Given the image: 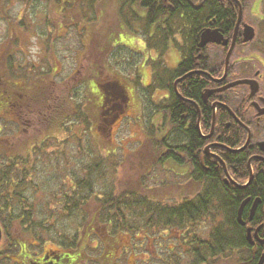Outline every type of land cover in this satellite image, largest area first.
Listing matches in <instances>:
<instances>
[{
    "label": "trees",
    "instance_id": "trees-1",
    "mask_svg": "<svg viewBox=\"0 0 264 264\" xmlns=\"http://www.w3.org/2000/svg\"><path fill=\"white\" fill-rule=\"evenodd\" d=\"M24 1L28 3L30 0ZM63 1H60L63 3L60 4L66 6V3L69 2L72 4L76 3L75 5H77L79 3L78 1L81 0ZM106 1L112 6L113 0H84L83 2H86L87 10H91L92 12V9L96 8L95 12H97L99 2L100 5L104 4L105 7ZM190 1L195 2L198 0H118L117 2L120 25L125 29V27L130 28L134 22H138L139 31L142 29L144 33V44L146 47L149 49L153 47L154 49L164 51L167 47L168 39H171L174 45L181 50L182 62L177 69L164 75H167L166 78L169 79L170 82L177 75H181L190 69V67H188L189 65L191 67L195 65L191 53L193 48L195 50L194 43L197 41L193 43V38L197 39L199 37L198 34L204 26H216L220 29V32L225 34L231 31V25L234 24L236 19L235 13L226 11L216 12V0L208 1V3L198 11L189 9L188 3ZM83 2H81V4ZM6 3H8V0H0L1 10L6 11ZM81 4H79V6H82ZM132 6L136 8L132 10ZM172 6H174V8H172ZM140 11H142V13H139ZM176 19H182L183 21V23H180L181 30H179L185 41L182 46H179L176 38L173 37L174 30L171 28V23L175 22ZM118 24L119 23L115 20L114 27ZM60 25L64 26L61 19ZM17 27L23 30L21 28L27 26L24 20L19 18ZM12 30L16 29L12 28ZM58 30L59 29H57V32ZM14 39L18 40L16 34ZM113 40L114 36H111L107 40L103 39V44L101 46L105 48V56L109 55L111 48L117 43L115 41L113 42ZM189 41L193 43L192 49H188L189 46L185 44ZM205 49L206 48L197 50V52L204 51ZM5 51L6 53L0 66V110L3 109L4 112L5 110L7 111L10 102L9 95L11 94V86L16 92L14 102L17 101V104L14 110L19 112L20 115L29 112L30 115L34 114V118H38L37 113L41 111L43 105L48 107L52 105L53 102L57 101L59 103L62 102L64 106L67 103H73L76 107L77 114H73V116L70 117L69 114L67 112L65 113V110L62 109L59 120L55 117L48 122L53 126V129H51L53 131H59L60 129L69 131L70 127L75 126L76 133L71 132L69 134H79L81 136L82 132L80 131V126H83V129L85 128L87 130L90 126V122L84 117V114H82L83 109L86 107L85 103H80L77 101L78 99L73 97L77 96L74 88L69 89L71 93L69 97L66 95L59 100H52V95L55 90L57 91L54 86L56 82L52 78L54 76L50 77L53 73L52 68L46 69L41 66V69L34 68L28 71L26 69L27 67L22 66L12 55V51H9V53L6 49ZM211 61L213 66L204 61L202 69L216 67L218 62L221 63L220 66H222L223 59L220 60L219 57L217 58L214 56ZM158 66L159 63L157 66H154V68ZM110 78L111 79L104 77L103 81L111 88L110 93L112 94L115 92L116 81L122 80L114 76ZM98 79V76L95 77V80ZM190 81L191 84L193 83L192 86L194 87L184 92L188 93H186L187 98L199 100V88L202 86V83L199 82L198 78L190 79ZM201 81L208 83L207 78ZM168 88L171 92L170 85ZM184 108L185 106L175 114H172L169 107H167L165 103H161L157 107L154 106L153 110L147 114L148 120L144 125V133L147 135L146 143L143 144L144 146L142 145L143 148L142 146L140 147L139 152L135 155L136 157L141 155L139 163L143 166L144 172L149 173L147 165L150 163L151 165L157 164L164 166L171 159L176 164L182 165V155H192L193 142L191 140L196 136V132L193 128L194 122H189L190 125L189 128L187 127V138L190 141L187 144L186 140H183L182 132H186L185 126L187 125L186 122L183 123L184 118L181 116ZM188 110L194 113L192 105H190ZM155 113H160L161 118H156L154 116ZM207 117L209 121V114ZM72 118L77 119V124L72 122ZM192 118L193 117L190 118V121ZM80 119L82 121H80ZM208 121L205 123L206 127L209 125ZM84 138L83 141L86 142L85 152L91 151L92 146L94 147L95 144L102 146L98 142L100 138L96 136H94L93 139H89L86 132ZM79 139H81V137L77 136L75 139H71V141L63 139L60 140V142L63 143L66 141L69 144H75V141ZM56 140L58 141V138H56ZM92 141H95V144H93ZM95 148L97 150L101 149L96 146ZM10 149L11 148L7 149L6 145L0 142V227L5 237L2 246L12 247L13 245L14 249L12 252H14V254L18 252V249H25V254L29 252V255L33 256L36 254L33 253L32 246L28 244V240L35 239L40 242L45 241L46 239H43V234L49 232L50 227L45 224L46 219H38L35 217L32 211V204L23 201L24 196L20 190L24 182L29 179L32 169L29 166L31 157L27 153H17L9 156ZM171 149H173L175 153H179L180 156L171 152ZM140 150L143 152V155ZM35 151L37 155V153L42 151V147L33 144L31 152L34 153ZM102 155L103 156L100 155V157L97 158L98 161L92 160V162L84 166L83 175L80 177L73 176L74 181L71 179L72 177H70L71 184H69L70 187L67 188L69 192L62 191L59 198V202L62 204L60 205V210L65 212L67 217L77 211L81 213V219L79 220L81 229H76L72 235H60L55 243L58 245L57 248L63 251H70L78 264H87L86 262L89 261V258L87 259L83 252H88L90 250L99 251L97 257H95V260L99 261V264H111L114 262L117 255L116 247L113 241H111L112 236L118 234L121 230L138 229L137 226H134L135 222L133 219L131 220L127 215V212L138 206L147 208L146 212L149 214L143 226L147 228L160 227L166 229L172 227L175 229L174 231H178V234H180L179 236L177 235L178 244H183L184 238L180 230L187 231L184 234L186 238L188 232H190L189 226L203 216L207 218V213L210 209H219L222 218L211 226L206 239L200 236H190L189 240L193 242V248L188 250L190 258H192L189 264L215 262L221 258L230 257V255H233V253L238 250L246 251V255L236 259L237 264L257 263L264 251V247L261 250L259 248L253 249L246 239L243 227L235 220V208L239 202L238 199H241L243 196L232 195L231 190L233 189L226 186L223 182V172H221L220 178L217 177L216 174H205V177L201 176L198 178V180L201 181L199 186H201L200 190L202 194H200L199 199L197 201L195 200V202L186 201V197H178L171 202L160 198L151 199L153 196H149V200H146V197L137 196L136 191L138 193V189L135 187V185H138L137 182H135L132 187L127 186L125 188H120L117 182L114 181V185L112 186L111 183L108 184V182L103 179L104 177L102 176H104V174L106 175V166L103 164V161L109 159L110 154L104 155L102 153ZM243 156V152L238 154L237 161L239 162V166H244V164L240 163ZM135 163H137V161ZM109 166L110 164H108V168ZM100 167L102 170H100ZM104 167L105 169H103ZM96 175L102 177V186L100 190H96V188H100L96 184ZM246 176V173L243 175L237 174L235 179L242 182L246 179ZM209 182H211V184ZM201 183H203V185H200ZM219 184L220 187H218ZM64 185L68 184L66 183ZM255 186L257 185L253 184L247 188L245 192L247 193V190L254 192L256 190ZM92 197L93 199H91ZM90 200L94 203V210L91 214L86 210ZM210 219L213 221L215 218L211 217ZM98 228L101 235L97 232ZM93 235L96 236L93 237ZM87 238H89L90 242L95 241L96 247H94L95 245L89 246L87 244ZM86 245H88V249H86ZM181 246L182 245H179V249L181 252H184ZM42 247L43 246L40 248ZM184 253H186V251ZM88 254L87 256L92 255L90 252ZM67 258V255L64 254L63 261H66ZM174 259L179 263V259L176 256ZM262 264H264V261Z\"/></svg>",
    "mask_w": 264,
    "mask_h": 264
},
{
    "label": "rangeland",
    "instance_id": "rangeland-1",
    "mask_svg": "<svg viewBox=\"0 0 264 264\" xmlns=\"http://www.w3.org/2000/svg\"><path fill=\"white\" fill-rule=\"evenodd\" d=\"M60 1L63 0H30L28 3L24 0H8L6 11L0 9V66L6 49L8 53L12 51V55L22 66L27 67L28 71L34 68L41 69V66L46 69L51 67L53 73L50 77L54 76L52 78L56 82L54 84L55 88L58 91H63L64 95L68 97L71 95L69 89L74 88L77 96L73 97L78 99L77 101L80 103H83L82 95L85 91V83L83 75L80 74L81 67L78 62L83 65L81 71L85 73L87 64L93 61L94 77L108 75L109 78L112 76L121 77V79L126 77V80L133 81L135 69L142 62V55L143 59L147 61L141 63L142 80L144 83L149 82L151 73L149 66L152 63L150 60L154 61L153 47L149 49L145 46L144 33L141 29L140 35L142 37L139 35L138 22H134L130 28L125 26V29L122 28L118 14L119 9L117 8L118 0H113L112 6L106 1L105 7L104 4L100 5V1L97 12H95L96 8H93L92 12L87 10V4L83 2L84 0L78 1L77 5L69 2L66 3V6L61 5L63 3ZM81 2L83 3L81 4ZM258 2L256 6L259 9L255 15L245 14L244 18L245 20L249 18L250 22L258 28L259 32L256 38L262 39L264 38V7L262 2ZM79 4L82 6H79ZM134 8L136 7L132 6V10ZM139 13H142V11ZM19 18L23 19L27 26L21 28L23 30L17 27ZM60 19L64 26L60 25ZM115 20L119 23L116 27H114ZM181 22L183 23L182 19H176L175 22L171 23V28L174 30V36H172L177 39L183 38L181 32H179ZM12 28L16 30H12ZM57 29H59L58 32ZM15 34L18 36V40L14 39ZM111 36H114L113 42L117 43H125V39L141 38L138 44L142 54L134 47L129 49L117 44L111 48L109 55L105 56V48L101 45L103 39L107 40ZM250 44L257 43L251 42ZM135 47L139 48L137 45ZM210 51L220 60L223 59V53L219 48L212 46ZM248 52L244 50L237 51V54ZM168 53H170L173 60L169 56H166V58L169 57L172 61L178 59L176 49L170 47ZM75 68H78L79 71L74 72ZM99 78L101 79V77ZM127 85L131 86L132 82H128ZM148 89H150V86ZM13 90L14 88L11 86L10 92L12 93ZM150 95V91L147 92L146 87L142 84L140 93V97L142 96L141 121L135 120V118L140 120L138 115L139 105L135 103H131V107L122 112V117L119 120H115L113 124H110L109 135H105L107 126L109 127L107 119H102L100 129L103 131L98 132L95 129V132L100 134L98 142L102 146L92 141L95 145L88 152H85L86 142L83 141L84 135H86L85 128H80L82 134L81 136L78 134V137H81V139L76 140L75 144H69L66 141L61 143L60 140L66 137H59L56 132H53L55 137L58 138L57 141L56 138L48 136L47 129H53L51 123L48 122L51 119L43 125L39 122L35 123V119L30 117L29 112H27L26 118L30 120L21 122L18 125L16 120L9 115V110H5V112L3 109L0 110V142L4 143L7 149L11 148L10 154L12 152L27 153L31 157L29 166L32 169L29 179L24 182L20 189L24 196L23 201L32 204L35 217L46 219L45 224L50 227L49 232L43 234L45 241L28 240L33 253H40L41 246L56 248L58 245L55 243L60 235H72L76 229L81 227L79 221L81 213L77 211L67 217L65 212L60 210L62 204L59 202V198L62 191L69 192L67 188L70 187L71 179L74 181L73 176L80 177L83 175L84 166L92 160H97L100 155L103 156L102 153L104 155L110 154L109 159L103 161L106 166V169L103 168L106 175L104 174L102 177L112 186L114 181L120 185V188L132 187L137 182L138 185H135L138 189V193L136 191L137 196L146 197V200H149V196H153L151 199L167 200L170 185L172 184L171 189L179 185L171 182L175 177L176 182L178 177L171 171H167L165 165H151L150 163L147 165L149 173H146L139 163L141 155L139 157L135 156L139 152L140 146L146 143L145 134L143 136L144 125L148 120L147 114L154 108V105L149 101ZM64 107L68 108L69 104H65ZM156 118L160 119V114H157ZM71 132L76 133L75 126L70 127L69 131L63 132L62 130L58 134L64 133V135H67ZM44 138L45 141L42 142ZM141 141H143V144H140ZM33 144L42 147V151L37 155L36 151L31 152ZM95 146L101 149L97 150ZM140 152L143 155L141 150ZM136 161L137 163H135ZM108 164H110L109 168ZM100 170H102L101 167ZM70 177L72 178L70 179ZM102 177L95 176L96 184L100 187L96 190L101 189ZM169 195H173V193ZM91 201L88 202L86 207L89 214L94 210V203ZM146 209L143 206H138L127 212L128 217L131 220L133 219L134 226H137L138 229L121 230L118 234L112 236L111 241L116 247L117 256L111 264H189L190 255L188 257V254L181 252L179 249L178 231H174L173 228H147L143 226L149 217ZM221 218L220 215L211 221L209 217H205L203 222H196L193 225L200 224V228H196V233L206 239L211 226L220 221ZM97 232L100 234L99 228ZM95 236L93 235V237ZM4 240L3 235L0 245H3ZM86 240L85 242L89 246L96 243L95 241L90 242L89 238ZM88 245H86V249H88ZM12 248H14L13 245ZM89 252L92 255L87 256ZM97 253H99L98 250L83 252L86 255L85 257L89 258L86 263L99 264V261L95 260ZM245 255L246 251L238 250L230 257L205 264H237L236 259ZM175 256L179 259V263L175 261Z\"/></svg>",
    "mask_w": 264,
    "mask_h": 264
},
{
    "label": "flooded vegetation",
    "instance_id": "flooded-vegetation-1",
    "mask_svg": "<svg viewBox=\"0 0 264 264\" xmlns=\"http://www.w3.org/2000/svg\"><path fill=\"white\" fill-rule=\"evenodd\" d=\"M208 1L210 0H198L195 2L190 1L188 3V6L189 9L198 11L202 9V7L207 4ZM216 1V12L226 11L235 13L237 18L239 5L242 12L241 21L236 31L234 47L229 57L227 71L221 81L216 82L215 80H211L202 72H207L214 79L222 77L224 73V56L232 40L236 19L234 24L231 25V31L225 34L221 32L223 34V37L228 40L226 46L207 44L202 48H198L197 44L201 31L199 32V37L197 39L193 38V43L194 41H197L196 43H194L195 50L192 47L193 43L191 41L185 43L187 46H189L188 49L193 48L191 57L195 65H193V67L189 65L188 67H190V69H188L181 75H177L172 79L171 82L166 78L167 75H164L177 69V67L183 60L181 50L174 45L171 39H168L167 47L164 51L153 48L154 61L150 60L152 61V63L149 66L151 73L148 83H144V81L142 80L141 63L147 61L143 59L141 55L142 62H140L135 69L133 81L126 80V77L122 79L121 77H119V79H121L122 81H116L114 89L115 92H113L112 94L110 93L111 88L103 81L104 77L109 78L108 75H103L100 71L103 76L99 77H101L102 80L99 77L98 80H95V77L93 75V61L92 63L89 62L87 64V70L85 71V73L81 71L83 65H81V62H78L81 67L80 74L83 75L85 83V91L82 96L83 103H85L86 107L85 109H83L82 114H84V117H86L90 122V126L87 128V130L85 129V131L87 132L89 139H93L94 136L99 138L100 134L98 132L103 131L102 129H100L101 120L107 119V124L109 125V127L107 126L105 135H109L110 124H113L115 120H119L120 117H122V112L125 109L131 107V103L139 105L138 115L140 116V120L136 118L135 120L141 121L142 96L140 97V93L142 84L144 87H146L147 92L150 91L151 95L149 101L152 105L157 107L161 103H165L171 110L172 114H175L185 106V108L183 109V114H181V116L184 118L183 123L186 122L187 125L185 126L186 132H182V135L183 140H186L188 144L190 140H188L187 138V131L190 125L189 122L193 121V128L196 132V136L193 138V140H191L193 142V153L191 156H188V154L182 155V165L176 164L171 159L167 162V164H165V168L167 169V171H171L178 177L176 182V177L172 179L171 182H174L177 185L179 184L172 189V184L170 185L169 194L173 193V195L168 194L167 201L171 202L173 201V199L178 197H186V201H197L200 194H202L200 190L201 186H199V183L201 181L198 180V178L201 176L205 177V174H216L217 177L220 178V175L222 174L221 172H223V182L226 186H229L233 189L231 190L232 195L243 196L241 199H238L239 202L235 208V220L237 221L238 208L241 202L246 199V203L243 205L240 213V218L244 222V224L239 225L243 227V231L245 232V234L246 229L250 230L252 240L251 242L248 240L247 241L253 247V249L259 248L261 250L264 247V242L261 243L256 239V236L258 239L264 238V143H262L264 142V115L258 114L259 108H264V38H256L259 32L258 28L250 22L249 18L248 20H245L244 18L245 14L255 15V13L259 9V7L256 6L258 0ZM259 2H262L264 7V0H259ZM172 8H174V6H172ZM243 24H249L254 29V37L247 42L243 41ZM205 28L218 27L208 25L204 26L201 30ZM140 41L141 38L135 37L133 40L125 39V43H116L114 46L119 44L124 47H128L129 49H132L131 47H134L137 51L140 52L141 49L138 44V42ZM176 41L179 43V46H182L185 42L183 38H176ZM251 42H256L257 44L252 45L250 44ZM135 44L139 48H136ZM212 46L219 48L221 50V53H223L222 66H220L221 63L218 62V65L216 67H211L210 69H202L204 61L212 65L211 59L214 57V55L210 51V48ZM170 47L176 49V52L178 53V59H174V61H172V56L170 55V53H168ZM204 48H206L204 51L197 52V50ZM243 50L249 52L237 54V51ZM140 54L142 53L140 52ZM166 56L171 57L172 60H170L169 57L166 58ZM158 63L159 66L157 68H154V66H157ZM43 68L45 67L43 66ZM76 70L79 71L78 68H75L74 72ZM183 76L185 77L182 78ZM204 77L207 78L208 83L201 81L205 79ZM193 78H198L199 82L202 83V86L199 88V100H192L190 98H187V92H184L194 87L192 86L193 83L191 84L190 81V79ZM241 79H251L257 82V91L254 95L249 96V83H238L229 88L213 92L210 94L207 100H204L203 94L205 90H216L224 87L231 82ZM128 82H132V85H127ZM169 85L171 86V92L168 88ZM149 86L150 89H148ZM15 93L16 92L13 90L9 95L10 102L8 104L7 110H9V115L13 117V119H15L16 123L19 125V123L25 121L27 122L30 119L26 118L27 112L20 115L19 112L14 110L15 105L17 104V101L14 102ZM64 96L66 95H64L63 91L55 90L51 99L59 100ZM213 103H216L215 109H213L212 107ZM69 104L71 105L66 108L64 107V104H62V102H53V104L49 105L48 107H45L43 105L41 111L37 113L38 118H34V114L29 116L35 119V123L39 122L42 125L45 124L49 119L55 117L59 120V115H61L60 113L62 109H64L65 113L67 112L69 116L72 117L73 114H77V110L73 103ZM255 104L258 107H256ZM190 105H192L194 113L188 110L190 108ZM157 114L160 113H155L154 116L156 117ZM208 114L209 121L207 117ZM191 117L193 118L190 121ZM81 119L80 121H82ZM72 120V122H75V124H77L76 118H72ZM207 121L209 122L208 127H206L205 124L207 123ZM81 127L83 128V126H80V128ZM95 129L98 132H95ZM247 130L249 131L250 137L245 148L242 151L234 152L233 149H237L245 143ZM60 131H62V129H60L59 131H53L49 128L47 129V132H49L50 134H48L49 137L56 138L55 134L53 133L56 132L59 137H66L64 139L66 141H71V139H75L78 136L77 134H58L60 133ZM63 132H65V130H63ZM144 134L145 133H143V136ZM146 136L147 135L145 134V137ZM45 138L42 140V142L45 141ZM140 144H143V141H141ZM171 152H173L175 155H179V153H175L173 149H171ZM241 152H243L244 156L243 158H241L242 161L240 163L244 164V166H239V162L237 161L238 154ZM14 154H17V152H12V154H10L9 156ZM260 157H262L263 159ZM225 170L227 172V175L225 174ZM245 173L247 174V176L244 181L241 182L235 179L237 174L243 175ZM250 174L251 180L245 186L238 187L237 185L246 183ZM209 183L211 184V182ZM253 184L257 185L255 186L256 190L254 192L247 190L246 193L245 190ZM200 185H203V183H201ZM218 187H220V184L218 185ZM255 201L256 205L251 214V208ZM207 214L209 218H216L221 215L219 209H210ZM204 218L205 217L203 216L199 220H196L193 224H195L196 222H203ZM193 224L189 226L190 232H188L187 236H189H186V238L184 234L187 231L180 230L182 233V237L184 238L183 244L179 243L178 245H182L181 248L184 252L186 251L188 257L190 255L188 250L193 248V242L189 240L190 236H199L196 233V228H200V224H198L197 226ZM168 228L172 229V227ZM255 231L256 236L254 234ZM179 235L180 234H178V236ZM94 247H96V245ZM13 249L14 248L11 249V247H4L0 245V264H78L76 259L73 258L74 255L70 251H63L62 249L57 247L48 248L43 246L41 248V252L33 256H30L29 252L25 254V249H18V252L14 254V252H12ZM64 254H66L68 257L66 261H63ZM262 254H264V251L262 252ZM191 259L192 258L188 260L189 263H191Z\"/></svg>",
    "mask_w": 264,
    "mask_h": 264
},
{
    "label": "water",
    "instance_id": "water-1",
    "mask_svg": "<svg viewBox=\"0 0 264 264\" xmlns=\"http://www.w3.org/2000/svg\"><path fill=\"white\" fill-rule=\"evenodd\" d=\"M241 17H242V12H241V8H240V5H239L236 22H235V26H234V29H233L232 40H231L230 46L227 49V51L225 53V56H224V73H223L222 77L221 78H218V79H214L207 72H202L205 75H207L211 80H215L216 82H219V81H221L224 78V76L226 74L229 57H230L231 51H232V49L234 47L236 31H237V28H238V26L240 24ZM242 36H243V41L244 42H247V41L251 40L254 37V29H253V27L251 25H249V24H243V33H242ZM227 42H228V40L223 37V34L220 32V30L218 28H205V29L201 30V33H200V37H199V41H198L197 46H198V48H202V47L206 46L207 44H217V45L226 46L227 45ZM184 77L185 76H183L182 78H184ZM238 83H249L250 84V94H249V96L254 95L256 93V91H257V82L255 80H251V79H241V80H237V81L231 82V83L225 85L224 87L219 88V89H216V90L207 89V90H205V92L203 94V98H204V100H207V98L210 96L211 93L216 92V91H220V90H223V89H226V88H229V87H231V86H233L235 84H238ZM212 107H213V109H215L216 103H213L212 104ZM256 107H258V106L256 105ZM258 114L259 115H264V108H261V109L259 108ZM249 137H250V134H249V131L247 130V137H246L245 143L241 147H239L237 149H233V151L234 152L242 151L245 148V146H246V144H247V142L249 140ZM262 143H264V142H262ZM260 158H262V157H260ZM223 166H224V164H223ZM225 174L227 175L226 170H225ZM250 180H251V174H250L248 180L246 181V183H244L242 185H237V186L238 187H243ZM245 203H246V199H244L241 202V204H240V206L238 208L237 222L240 225H243L244 224V222L240 218V213H241V210H242L243 205ZM255 205H256V201L252 205L251 214L253 212V209H254ZM254 234L256 236V231H255ZM1 237H2V231H1V228H0V240H1ZM246 239L248 241H250V242L252 240L251 233H250V230L249 229H246ZM256 239L259 240L261 243L264 242V238L263 239H258L257 236H256ZM263 260H264V254H262L260 256V258L258 259V261H257L256 264H262Z\"/></svg>",
    "mask_w": 264,
    "mask_h": 264
}]
</instances>
